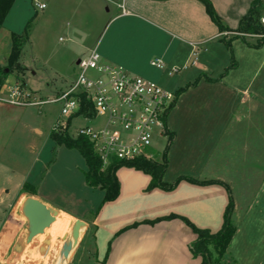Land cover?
<instances>
[{
	"label": "crops",
	"instance_id": "crops-1",
	"mask_svg": "<svg viewBox=\"0 0 264 264\" xmlns=\"http://www.w3.org/2000/svg\"><path fill=\"white\" fill-rule=\"evenodd\" d=\"M42 1L54 25L60 26L63 19L71 21V34L76 39L73 50H80L79 55L71 59L73 66L96 49L102 63L121 66L128 72H145L143 65H152L155 58L164 61L169 74L172 67H195L192 74L184 75V80L173 86V90L168 89L174 93L192 83L189 79L197 73L195 77L202 76L201 79L211 82L213 121H168L172 108L169 110L166 129L174 133L170 146L178 141L180 133L184 135V147L193 150L175 151L174 156L186 169L173 174L171 179L166 178V170L163 179L174 183L179 177L188 176L224 184L182 179L172 189H149V174L130 166L119 167L116 171L120 185L117 198L101 204L99 212L90 220L80 218L88 223L82 237L90 236L92 248L81 259L88 264H201L202 258L192 251L197 235L180 217L215 233L223 225L229 195L234 201L233 220L238 224L246 221L251 205L260 206L258 211L256 209L255 220L250 219L256 226L251 224L248 234L264 230V215L261 214L264 210V79L259 88L253 84L261 68L256 64L257 56L246 57L252 59L250 67L254 73L251 76L242 83L229 80L241 74L242 63L235 61L237 65L230 68L232 59L235 60L234 45L242 53L256 51L258 47L254 45L258 38H241V43H236L238 38L226 36L223 39L224 32L211 21L199 0ZM212 1L231 30L239 27L252 3L249 0L245 8L237 9L236 17H231L219 10L216 0ZM224 40L231 41L233 55ZM260 44L262 47L264 40ZM200 49L202 53L198 59ZM249 61L244 63L249 65ZM158 78L163 80L161 76ZM234 113L238 115L235 121H227L231 115L235 116ZM193 125L199 128L194 135L190 131ZM204 126L206 132L202 129ZM188 165L195 168L190 169ZM24 177L20 174V183ZM6 182L0 184V197L7 188ZM23 184L8 204L7 215L0 219V253L3 254L13 250L21 236L25 219L19 214V205L23 199L30 195L51 203L36 189L33 194L22 192ZM119 202V211L113 208L112 213H103L107 206ZM58 209V220L75 215L65 208ZM172 214L178 216L156 220ZM98 243L101 249L94 250L92 244L98 246ZM245 244L248 246V242Z\"/></svg>",
	"mask_w": 264,
	"mask_h": 264
},
{
	"label": "rangeland",
	"instance_id": "rangeland-1",
	"mask_svg": "<svg viewBox=\"0 0 264 264\" xmlns=\"http://www.w3.org/2000/svg\"><path fill=\"white\" fill-rule=\"evenodd\" d=\"M216 1L218 2L219 10L231 17H236L237 9L245 8L249 2V0ZM210 2L223 20V23L226 24L227 22L220 15L213 1L210 0ZM14 3L4 20L2 28H0V68L6 67L8 69L10 67L8 57L14 43L12 33L22 34L30 21L28 24L29 36H22L20 40L22 48L18 60L19 66L15 67L14 72L7 76L6 82L20 83L23 88L41 99L53 98L59 90H65L76 79L78 74V66H73L74 63L71 61L80 52V50H76V52L73 50L76 39L71 34V21L63 19L59 22H62L61 25L57 26L53 24L51 16L49 17L48 9L37 10L33 0H16ZM201 4L203 5L202 2ZM250 5L251 3H249L247 10ZM203 7L205 9L204 5ZM260 11L262 13L260 23L264 26L262 23L264 0ZM237 34V32H230L226 36L234 37ZM241 36L248 37V40L260 38L257 34H244ZM238 39L236 43H241V38L239 37ZM234 49L233 57L235 61L242 63L239 69L241 74H239L238 78H230L229 80L242 83L246 80V77L254 73L250 67L252 59L246 58L253 54L257 56L256 64L261 66L257 75L258 78H255L253 83L259 88V84L264 79V45L256 48V51L247 50V52L244 50L245 52L243 53L235 45ZM201 53L200 49L198 59H200ZM247 59L250 60L248 62L249 65L244 63ZM143 69L145 72L130 71L131 73H129L153 80L160 83L162 87L173 90L175 84L184 80V75L192 74L196 68L192 66L169 74L167 69H159L149 63H145ZM198 74L195 76H198ZM209 74L211 75V72ZM17 75H19V78H17ZM160 76L163 77V80L159 81L158 77ZM195 76L189 80L194 82L197 78ZM263 88L262 90L264 91ZM60 111L61 102L29 106H16L0 102V184L7 180V188L0 197V219L7 215L8 204L20 190L19 188L23 182L33 185L36 191L49 200L51 202L49 204L56 209L65 208L75 214L73 217L70 216V218H59L55 225L46 230L45 235L34 239L27 247L25 253L17 255L12 250L9 253H0L1 264H54L69 234L72 223L80 218L90 220L99 212L104 192L100 188L92 189L87 185L84 175L87 166L83 156L76 149H69L57 144L49 137V132L56 121L61 123L69 121L70 134H75L76 129L83 126L99 128L102 126L103 121L102 119L86 121L77 116L67 120L61 115ZM85 112L92 116L90 108L86 109ZM212 112L211 82L201 79L194 86H190L178 95L168 115V121H213ZM236 117L238 115H231L227 121H235ZM2 121L7 122L2 123ZM191 127L190 131L193 135L199 132L198 127L194 125ZM202 129L206 132L207 127L204 126ZM177 136L178 149L176 143L167 149V145L170 142L169 134L164 138H157L154 143L153 150L155 151L156 161L162 162L163 155L167 150L166 178L168 179H171L173 174L175 175L186 169V167L182 166L180 160L174 156L175 151L193 150L184 147V135L179 133ZM188 166L190 169L195 168L191 165ZM17 173L18 176H15ZM20 174L25 176V180L22 183L19 180ZM252 176L251 174L249 175V177ZM255 181L257 182L258 179L256 178ZM7 190H10L9 193L6 192ZM120 203L114 206H107L103 213H112L113 208H115L114 211H119L117 205H120ZM251 209L247 214L248 220L246 219V221L244 220L239 224L233 220L236 228L238 226L242 228L240 227L241 230L239 229L238 234L235 233L236 235L233 236L226 257L217 264H264V234H262L264 230L258 229L259 232L248 234V227L252 224L250 219L255 220V213L260 209V206L256 208L251 205ZM261 214L264 215V210ZM20 216L23 217L21 214ZM245 217L246 215L243 216V218ZM254 230H257V228H254ZM47 234L51 235L49 253L44 257L43 262L40 263L38 245ZM89 237L86 235L81 238V242L70 264H88L85 259L82 260L81 258L87 256V252L92 251ZM246 242H248V246H246ZM92 246L94 250L97 247L101 249L99 243L98 246L95 244H92Z\"/></svg>",
	"mask_w": 264,
	"mask_h": 264
},
{
	"label": "built area",
	"instance_id": "built-area-1",
	"mask_svg": "<svg viewBox=\"0 0 264 264\" xmlns=\"http://www.w3.org/2000/svg\"><path fill=\"white\" fill-rule=\"evenodd\" d=\"M33 4L37 10L46 8L42 0H33ZM229 33L226 31L223 35ZM257 35L264 37V34ZM151 64L165 69L161 58L153 59ZM77 66L76 79L53 98L41 99L20 83L5 81L0 84V102L16 106L61 102L60 113L67 120L75 116L86 121L102 119L101 127L83 126L71 135L89 139L104 167L114 160L132 161L140 157L155 160L154 143L168 134L166 120L175 93L153 80L132 75L121 66L102 63L96 49ZM179 69L172 67L169 72ZM83 100L90 104L92 116L81 112ZM67 122L56 121L53 128L69 131Z\"/></svg>",
	"mask_w": 264,
	"mask_h": 264
},
{
	"label": "trees",
	"instance_id": "trees-1",
	"mask_svg": "<svg viewBox=\"0 0 264 264\" xmlns=\"http://www.w3.org/2000/svg\"><path fill=\"white\" fill-rule=\"evenodd\" d=\"M200 1L205 6L206 12L208 13L210 19L217 25V27L221 32L234 31L238 33L232 38L240 37L243 40H245L246 38L242 37L241 35L264 33V26L260 23V19L262 16L260 10L263 5V0H252L249 11L242 17L240 21V25L236 30L229 29L223 23V20L215 11L210 0H200ZM14 2L15 0H0V28H2L4 20ZM28 24L25 28V31L22 34L12 33L14 37V43H13L12 51L8 57L10 67H8V69H6V67L0 68V84L5 83V81L7 80V76L14 72L15 67L19 66L18 60L20 58V53L22 48L20 44V40L22 39V36L25 37L29 36ZM222 38L225 39L226 36H223ZM257 40L258 42L254 45L255 47H259L261 45L260 43L264 40V37H260ZM224 41L226 42L227 48L232 53L231 41L230 40H224ZM232 60L233 62L230 68H233L237 65L235 60L234 59ZM17 78H19V75H17ZM201 78L202 76L201 77L199 76L194 82L189 83L185 87L178 89L177 92L175 93L174 101L171 103L169 110L174 106V102L176 101L178 95L184 92L190 86H194L198 81H200ZM207 80H211V78H207ZM88 108H90V104L86 103L85 100H83L81 112H85L86 109ZM168 134L170 136V142L167 145V149L170 147L174 139V133L168 132ZM49 137L59 145H63L69 149L78 150L79 153L83 156L87 166L86 171H84L86 183L91 188H100L101 190H103L104 197L102 200V204L107 201H112L116 199L117 196L119 195L120 185L118 178L116 176V171L121 166L134 167L138 170H142L143 172L149 174L151 176V181L148 185L149 189L155 187H159L163 189H172L175 187L177 182H179L182 179L190 180L191 182H195V183H204V184L222 183L216 180L199 181L197 179L188 176H181L174 183L166 182L163 178L167 170V160H168L167 150L163 155L162 162L140 157L132 161L114 160L109 165L104 167L102 160L94 150V146L89 139L80 136L77 137L73 136L69 133L67 129L55 130L53 127L50 130ZM22 192H28L33 194L35 192V187L30 183L26 182L22 186ZM233 211H234V201L232 196L229 195V202L225 209L223 225L221 229L215 233L211 232L208 229L199 228L196 225H194L191 221H189L187 218L179 216L192 228V230L197 235L196 240L192 243V251L195 256H200L202 258L201 264H217L220 263L226 257L229 250V246L231 244V240L237 230L236 225L233 221V216H232ZM176 216L178 215L172 214L167 217L158 218L156 220L169 219Z\"/></svg>",
	"mask_w": 264,
	"mask_h": 264
},
{
	"label": "water",
	"instance_id": "water-1",
	"mask_svg": "<svg viewBox=\"0 0 264 264\" xmlns=\"http://www.w3.org/2000/svg\"><path fill=\"white\" fill-rule=\"evenodd\" d=\"M19 213L26 219V224L21 236L13 246V252L17 255L25 253L27 247L38 236L46 234L52 224L57 220L60 211L34 196H26L19 205ZM88 227V223L82 219H76L70 228L69 234L64 241L54 264H70L79 244L80 239ZM51 235L40 241L38 245V256L40 263L49 253ZM1 264V263H0Z\"/></svg>",
	"mask_w": 264,
	"mask_h": 264
},
{
	"label": "bare ground",
	"instance_id": "bare-ground-1",
	"mask_svg": "<svg viewBox=\"0 0 264 264\" xmlns=\"http://www.w3.org/2000/svg\"><path fill=\"white\" fill-rule=\"evenodd\" d=\"M57 221H58V219L54 223H56Z\"/></svg>",
	"mask_w": 264,
	"mask_h": 264
}]
</instances>
